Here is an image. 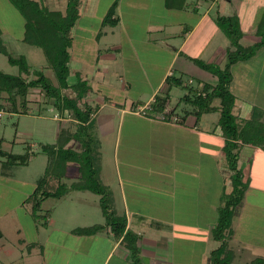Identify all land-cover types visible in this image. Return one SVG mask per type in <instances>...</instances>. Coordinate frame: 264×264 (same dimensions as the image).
Instances as JSON below:
<instances>
[{"label": "crops", "instance_id": "0c3cea01", "mask_svg": "<svg viewBox=\"0 0 264 264\" xmlns=\"http://www.w3.org/2000/svg\"><path fill=\"white\" fill-rule=\"evenodd\" d=\"M78 1V18L69 31L68 84L75 83L77 77L86 82L90 79L93 82L97 77V84L101 86L103 73L109 69L105 62L112 63L118 59L116 55L124 53H129L128 56L138 63L137 68L147 78L156 69V63L166 61V70L156 90L152 89L147 105L153 102L155 96L168 90L167 110H170L171 91L165 84L167 77L182 78L189 71H194L201 77L202 73L208 75V82H214L208 72L199 69L186 57L224 67L229 41L214 24L215 15L237 16L242 33L239 44L244 49L259 43L264 31V0ZM114 2L116 6L112 19L117 23L115 26H104L103 18ZM256 14L260 16L255 20ZM83 19L89 22L95 20L96 26L95 22L92 25L82 24ZM250 22H254L255 26L249 25ZM88 30H91L90 34ZM81 46L83 51L92 56L91 65L81 56ZM105 52L109 53L106 55L109 58L102 60ZM143 60L150 62V65L140 67ZM255 71L263 74V78L260 77L256 82L250 76ZM198 75L195 83L189 76L187 81L182 78L185 83L191 84V96H196L202 84L208 83L199 79ZM231 76L230 91L235 97L233 114L247 119L253 109H258L264 117V46L258 48L249 60L235 63L231 67ZM241 77H249L253 81L242 83ZM93 94L96 95L94 99L90 96ZM90 95L87 94L84 99L87 103H100L101 98L97 96L99 91L90 92ZM140 99L124 101L125 98H122L113 102L107 98L105 103L118 111L117 123L111 115L103 117L100 125L96 123L97 133L115 134V156L117 161L121 159L124 163L116 168L117 185L128 217L127 229L140 234L137 243L140 262L175 264L177 261L165 251L167 247L155 245L159 239L166 237L169 243L174 244L169 247H172L171 253L179 258L178 261L182 262V255L195 253L197 245L201 243L204 249L196 253L199 262L209 264L208 255L213 250L210 243L218 244L212 239L211 230L217 219L221 191L225 187L229 189L231 185L228 179L225 180L228 171L220 157L223 138L217 126V117L207 119L204 114L197 118L194 106L185 102V105H190V110L181 108L184 110L182 116L176 114L180 121L167 122L161 115H139L137 109L146 105ZM135 104L138 106L133 111L131 109ZM213 105L217 106L218 100ZM175 107L177 109L179 104ZM210 114L218 115L216 112ZM152 143L159 152L170 154L171 159L166 158L164 153L150 155ZM238 168L243 173V181L248 182V187L234 213L233 237L228 243L235 254L232 264L241 260L245 252L253 256L245 263L249 264L255 259H264V152L244 145L239 152ZM0 177L14 178L13 175L1 174ZM104 185L108 188L107 184ZM112 197L115 209L116 196L112 193ZM21 205H28L30 213V205L25 200ZM5 215H0V239L4 237L1 222H5L2 219ZM50 221L51 218L48 225ZM20 228L16 230L17 234ZM95 237L81 236L80 239ZM98 237L101 242L106 240L110 245L102 264H131L129 251L120 239L104 238L100 234ZM19 243L24 244L25 240ZM26 248L29 255L36 245L27 242Z\"/></svg>", "mask_w": 264, "mask_h": 264}, {"label": "trees", "instance_id": "16d2710c", "mask_svg": "<svg viewBox=\"0 0 264 264\" xmlns=\"http://www.w3.org/2000/svg\"><path fill=\"white\" fill-rule=\"evenodd\" d=\"M7 1L24 20L22 41L42 50L55 83L41 71L31 72L25 57H12L0 41V53L7 57L10 65L17 66L19 70L17 76L0 72V113L28 114L30 109L28 96L32 90H36L44 100L36 114L43 112L45 106H48L46 103L51 102L50 106L60 118L55 143L41 148L47 157L44 173L37 181L31 195L25 200L30 205L32 220L42 228H46L53 211L43 210L44 199L60 198L69 190L90 191L100 197L101 212L113 239H120L121 244L129 251L131 264H141L137 255L135 237L125 229L124 218L118 220L119 217H113V197L99 180L100 144L99 140L93 136L96 131L94 117L96 107L90 106L84 100L87 96V84L80 77L76 78L75 83L68 84L71 46L69 31L78 18L79 1L67 0L64 13L50 11L34 0ZM115 6L116 2L111 5L103 18L104 26H115L117 23L115 19H112ZM213 21L229 41L224 67L218 68L214 64L186 58L199 69L208 72L214 78V82L202 84L196 96H191L192 89L180 77L169 76L165 79V84L168 89L173 86L187 89L181 101L194 106L197 118L204 114L218 113L217 126L223 138L220 157L228 171L225 180L228 179L231 185L229 189L225 187L221 191L217 219L211 230L212 239L218 243V246L209 252L208 259L209 264H232L235 254L228 243L233 237L232 221L236 208L242 202L248 187V182L243 181V173L238 168L239 152L244 145H250L264 152V117L258 109H253L247 119L233 114L235 97L230 91L231 67L237 62L249 60L258 48L264 46V31L260 35L259 43L244 49L239 44L242 33L236 16L217 14ZM67 90H70L73 95L64 93ZM215 100H218L217 106L213 105ZM167 102L168 90L154 97L153 102L148 106L147 116L161 115V118L167 122L174 116L176 121H180L174 113L176 107L167 110ZM5 104L8 107H5ZM137 106L135 104L131 110H136ZM64 121H67L66 125H63ZM71 142L74 146L69 147L68 144ZM34 155L30 148H27L22 155H14L4 152L0 147V158L4 159L3 162L0 161V174L9 175L2 171L26 165ZM68 164L77 165L80 175L69 188L63 181ZM111 206L113 209L109 211ZM102 228L101 225H95L77 228L71 233L76 236H93ZM249 264H264V259H255Z\"/></svg>", "mask_w": 264, "mask_h": 264}, {"label": "rangeland", "instance_id": "374dc122", "mask_svg": "<svg viewBox=\"0 0 264 264\" xmlns=\"http://www.w3.org/2000/svg\"><path fill=\"white\" fill-rule=\"evenodd\" d=\"M34 1L50 11H58L61 13H64L67 3V0ZM259 16L260 15L257 14L254 15L255 20L256 18H259ZM92 22H95L94 26H96L95 20H91L90 22L88 19L82 20V24L90 23V25H92ZM251 24L255 26L254 22H250L249 25ZM23 32L24 20L19 12L7 0H0L1 44L12 57H25L31 72L34 70L41 71L45 76L50 77L53 83H55V79L53 78L51 70H49L47 66L42 50L25 44L22 41ZM90 33L91 30H88V34ZM82 48L83 47L81 46V56L83 59L90 62L89 65H91L92 56L83 51ZM103 54L105 56L102 57V60H107L109 56L106 55L109 53L105 52ZM120 55L121 56L116 55L118 59L112 63L105 62L109 69L106 72L103 71L105 73H103L104 77L101 86L97 84V77L93 82L91 79L89 82L85 81L86 84H90L87 85L88 95H90V92L93 93L99 91V95L97 96L101 98L100 103L97 104V101H90L88 103L90 106L96 107L94 117L96 118V123H98V125H100L101 120H103V117L106 115L113 116L115 123H117V119L119 118L116 115L118 112L117 109L112 108L111 104L105 103L107 98L114 102L119 99L121 100L122 98H125L124 101H130L138 98L140 99L141 97L140 100L146 104L142 109L148 108V98L152 94V89L156 90L166 70V61L156 63V69L153 73L150 72L151 74L147 78L144 77L142 72L137 68L138 63L134 62L135 60H132V58L128 56L129 53ZM148 65H150V62L145 60L141 61L139 64L140 67H148ZM214 65L221 68L219 64ZM236 71L237 69L235 66L234 72ZM0 72L10 76L19 75L17 66L10 65L7 57L1 53ZM199 73H201L200 70ZM253 73L250 76H252L251 78H253L254 82L260 79V77L263 78L262 73L258 71ZM196 75H198L196 72L189 71L188 75H184L182 78L187 81V79L191 77L194 82L197 78ZM202 75V77L198 75V78L203 82H208L209 76L204 73H202ZM251 78L241 77L242 83H247L249 80L253 81ZM188 85L189 87L191 86L190 83H188ZM121 92H123L124 95ZM186 92L187 90L183 87H171L169 108H174L179 104L175 114L182 116L184 110L181 108L190 110V105H185V102L181 101ZM64 93L69 94L70 96L73 95L72 93H69L68 90ZM90 96L94 99L96 95L93 94ZM28 97L30 99V109L28 114L22 115L2 112L0 116L1 150L9 154L22 155L27 151V148H30L31 151L35 153V155L28 160L26 165L11 167L2 171L9 175H13L14 178L4 179L0 177V215L6 213V217L2 218L5 222H3V220L1 222L4 237L3 239H0V264H102L110 245L106 240L104 243L101 242L98 234L104 238L105 236H108L110 239L113 237L112 234L109 233V226L106 225V219L102 215L99 196L90 191L69 190L60 198L49 197L44 199L42 203L43 210L53 211L50 224L46 228H42L32 220L28 205H21L22 201L26 200L31 195L35 189L37 181L44 173L47 157L41 151V148L42 146L55 143L56 129L60 120L56 111L50 106L51 102L46 103L48 106H45L43 112L39 115L36 114L37 109L40 108V105H42L44 101L40 93L36 90H32ZM5 107H8V105L5 104ZM138 111H140V109H137L136 112L139 115H142ZM205 117H207V119H216L217 117L218 120L217 114H206ZM66 124L67 121H64L63 125ZM203 126L206 130L207 127L204 122ZM93 136L98 140L100 139L99 144L101 146L98 150L100 155L99 169L101 168V172L99 171V180L102 185L107 184L108 188H106L108 189L109 194L112 195L113 193L116 196L115 209L111 206L109 211L113 209L114 218L116 216L119 217L118 220H122L123 218L126 220L125 229L135 237V245L138 249L137 255L140 259V248L137 246L139 240L138 236H140V234H136L134 231L127 229L128 217L125 212L124 203L121 201V193L117 185L116 168L117 166H123L124 163L123 161L121 162V159H118L117 161L115 156V134L114 132L100 134L95 131ZM69 144H72V142ZM72 146L74 145L72 144ZM151 146H153V148H151L150 155H160L161 153H164L163 151L159 152L155 149V144L152 143ZM167 151L172 152L170 149H167ZM164 155L166 158L171 159L170 154L164 153ZM166 155H168V157ZM0 161L3 162L4 159L0 158ZM163 162L165 163L164 160ZM67 166L69 168L65 173L63 181L69 188L73 182L79 179L80 175L77 170V165L68 164ZM8 214L10 215L8 216ZM4 223L6 225H4ZM33 225H35L36 228H34ZM95 225L103 226L102 230L96 234L95 238L80 239L81 236H76L71 233L74 229ZM18 228H20L19 234L16 233ZM162 239H159V242L155 243L157 247L162 246L168 248L169 246L174 245L171 242L169 243V240L166 237H162ZM20 240H25V243L20 244ZM27 242H33L36 245V248L33 249L29 255L27 254L26 248ZM37 244H40L41 247ZM210 244H212V249H215L218 246L216 243ZM167 248L165 251H167L168 256L173 257V260L177 261L175 264H200L199 257L196 253L199 254L201 248L204 249V246H201L200 243L197 245L195 253L193 252L188 253V255H182V262L178 261L179 258L171 253V250H173L171 249L172 247ZM248 253L249 252H245L241 257V260H237L235 264H245L248 262V260L253 257Z\"/></svg>", "mask_w": 264, "mask_h": 264}, {"label": "built area", "instance_id": "2783aa9c", "mask_svg": "<svg viewBox=\"0 0 264 264\" xmlns=\"http://www.w3.org/2000/svg\"><path fill=\"white\" fill-rule=\"evenodd\" d=\"M140 114H142L143 116H146L147 114H148V108H144V109H142V107L140 108V111H138ZM0 116H1V113H0ZM171 120L173 121V122H175L177 119H176V117H172L171 118Z\"/></svg>", "mask_w": 264, "mask_h": 264}]
</instances>
